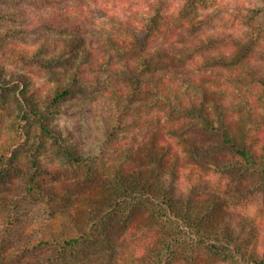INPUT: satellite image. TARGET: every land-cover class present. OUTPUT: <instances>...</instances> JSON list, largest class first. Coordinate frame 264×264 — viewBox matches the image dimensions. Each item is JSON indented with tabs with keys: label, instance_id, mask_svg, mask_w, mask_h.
Returning a JSON list of instances; mask_svg holds the SVG:
<instances>
[{
	"label": "trees",
	"instance_id": "obj_1",
	"mask_svg": "<svg viewBox=\"0 0 264 264\" xmlns=\"http://www.w3.org/2000/svg\"><path fill=\"white\" fill-rule=\"evenodd\" d=\"M0 1L34 6L32 15L15 11L26 25L0 30V48L40 30L34 45L3 50L53 83L44 88L34 71L0 64V112L20 110L24 120H13L19 145L0 153V204L9 208L0 264H264V233L254 231L253 251L239 255L235 237L219 228L225 214H203L204 201L176 190L183 176L197 187L218 171L228 202L264 192V4L220 29L210 0H147L146 11L124 14L105 0ZM15 84L24 97L16 108L7 94ZM89 95L117 114L97 153L54 122L68 101ZM120 136L128 141L113 154ZM21 150L31 153L27 164ZM49 155L57 169L75 168L72 180H47ZM25 202L50 209L49 218L19 234L33 221L18 218Z\"/></svg>",
	"mask_w": 264,
	"mask_h": 264
},
{
	"label": "rangeland",
	"instance_id": "obj_2",
	"mask_svg": "<svg viewBox=\"0 0 264 264\" xmlns=\"http://www.w3.org/2000/svg\"><path fill=\"white\" fill-rule=\"evenodd\" d=\"M181 1L182 0H175V2L173 3L176 5L178 2L181 3ZM62 2L63 4H67L65 0ZM146 2L147 0H105L104 5L106 6V9L111 13L119 12L120 14H124L126 12L130 13L131 11L133 12L136 10L140 12L146 11ZM263 4L264 0H210L207 13H209L213 17V22L220 29L229 27H233L234 29L236 28L235 26L238 25L241 21L240 15L246 13L247 9L250 6ZM21 6L27 7V9H29L28 11H30V15L34 14L33 5H27V3H25ZM21 6L0 1V8H4V15L8 16L7 18H0V30H7V27L9 26L15 27L26 25V20L24 21L23 18L19 16V14L15 13V11H17L19 8H23ZM59 7H61V5ZM36 9L46 12L51 8L50 6L40 4V7ZM234 16H236V18ZM232 17H234L233 19L237 21L236 24L235 22H233ZM38 31L40 30L34 29L32 31H29L28 33H24L22 36H16L15 41H6L4 43L5 46L3 45V48L6 47L8 49V43L17 50L30 47L37 43ZM3 48H0V64L5 67L8 73L17 70L29 73L34 71L35 73H37V81L42 87L49 88L53 84L50 82L51 80L45 71L42 70L40 72H36L34 70V67L22 64L21 62L17 61L12 55L6 53ZM14 86L15 87H12L13 90L7 91V94H9V102H12V104L16 108L19 103L18 98L24 97L21 92L17 93V91L20 90L21 87H19L18 89L17 84H15ZM99 97L100 96L90 97L89 95L88 97L72 98L66 103L65 109H63L61 113L57 114L54 117V122L63 127L66 134L68 133V136H70V141L71 139H75L78 141L80 137L83 136L85 141L84 145L86 147L93 148L95 153L98 152L101 144L104 143L103 140L106 138L104 136L105 124H107L108 122L114 123L117 116V114L114 112V109H110V107L106 104L105 98L102 99ZM18 111L19 113H21L20 110H17L10 115L0 112V153L5 151V153H7L8 155V147H16L17 145H19L21 139H23L15 130V126L13 124L14 119H23L21 117L17 118L16 115L18 114ZM143 114L146 115V111H144ZM145 118H147V116H145ZM23 121L24 120H22L21 123ZM152 126H154L153 123ZM70 131L71 133L69 135ZM120 139L121 140L119 144L113 142L112 145H110V151H112L113 154L118 145L120 150H122L124 148L123 142L127 143L128 141L122 136H120ZM20 154L23 161L22 163L27 164V160L31 153H27V151L23 152L21 150ZM44 159V163L47 165L49 170V172L45 174L48 181H51V183L57 181L59 183L58 185L61 186L62 184L59 181L67 179L72 180L75 168H73L69 164L64 163L59 166L60 168L57 169L58 165L55 164L56 157L49 155ZM204 175L205 176L202 178V181H199L197 183L199 184L197 187H191L187 183L186 176H183V178L181 179V183L178 184L176 189L178 191V195H183L186 199L190 197L193 198L191 200L199 199L198 201H204V207L199 209V211H201L203 214L211 211L209 209H212V211H216V216H218L219 213H224L225 216L220 218L219 228L221 231L230 232L235 237L238 247H234L233 243L231 242L232 250H234V252L239 250V255L242 253H251L254 249V242L252 240L254 231L256 232V234H258L259 232L264 233V192L246 201V203L237 205L230 200L228 202V200L225 198L224 182L221 183L223 178L222 175L218 173V171H211L210 174L205 173ZM189 188H192V190ZM202 193H204L203 196ZM206 193H209L210 195L209 200L208 194ZM197 194H200L201 198H195ZM217 199H220V202L222 201V204L225 203L228 206H225L224 208H221V210H219V205L216 203ZM44 202L46 201L43 200V202L41 203L43 204ZM41 203L40 205H42ZM7 205L8 204H0V218L2 217L1 219L8 215L9 208ZM36 205L37 204L34 203L28 204V202L23 203V208H21V210L18 212V218L23 220L27 216L32 215L33 221L30 224L31 226H28L27 228L25 226H21L20 228L16 227L17 231H19V234L34 232L33 227L35 224L39 223V221H45L49 218L48 214L50 212V209L39 210L36 208ZM47 206L48 204L44 205V207ZM23 224L26 225V222H23ZM6 230V224L0 226V233L3 234L4 232H6ZM79 259L82 260L80 256ZM60 263L70 264L71 261L67 263L66 260ZM214 264L238 263L236 260H231L230 262L224 260H216Z\"/></svg>",
	"mask_w": 264,
	"mask_h": 264
}]
</instances>
